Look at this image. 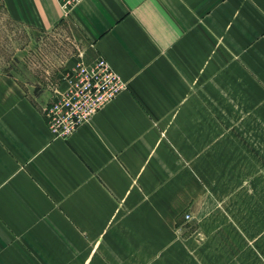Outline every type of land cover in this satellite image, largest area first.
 Here are the masks:
<instances>
[{"label":"crops","instance_id":"obj_1","mask_svg":"<svg viewBox=\"0 0 264 264\" xmlns=\"http://www.w3.org/2000/svg\"><path fill=\"white\" fill-rule=\"evenodd\" d=\"M0 8L36 30L75 25L87 62L104 56L128 83L63 139L43 111L56 94L36 96L35 84L0 72L3 264H21L23 250L53 264V252L83 250L90 235L106 234L103 249L164 244L182 212L201 214L193 171L214 165L215 145L221 165L238 164L243 138L261 152L264 0H82L70 14L58 0H0ZM198 237L199 249L207 238ZM205 259L193 264L224 260Z\"/></svg>","mask_w":264,"mask_h":264},{"label":"rangeland","instance_id":"obj_2","mask_svg":"<svg viewBox=\"0 0 264 264\" xmlns=\"http://www.w3.org/2000/svg\"><path fill=\"white\" fill-rule=\"evenodd\" d=\"M88 52L86 39L75 25L36 30L12 22L0 8V72L5 71L4 77L9 80L35 84L32 92L36 96L43 88H50L57 96L64 74L76 69L80 61L90 63ZM63 84L62 90L66 86ZM54 99L46 102L45 115ZM261 109L264 111V107ZM243 141L249 147L242 146V153L238 154L236 145L234 158L238 164L221 165L218 144L211 154L214 165H199L198 171H193L199 185L197 210L201 209V214L193 213L194 209L182 212L178 222L172 223L165 234L164 244L158 242L147 250L137 251L103 249L107 245L106 234L98 238L90 235L83 250L62 249V258L53 252L51 261L53 264H193V258L223 257L222 264H264V139L259 147L261 152L253 151L252 138ZM198 236L207 238L206 246H198L199 249L195 246L200 241ZM200 247L208 249V253ZM22 253L21 264L39 263L33 251ZM0 264H3L1 260Z\"/></svg>","mask_w":264,"mask_h":264},{"label":"built area","instance_id":"obj_3","mask_svg":"<svg viewBox=\"0 0 264 264\" xmlns=\"http://www.w3.org/2000/svg\"><path fill=\"white\" fill-rule=\"evenodd\" d=\"M82 0H58L63 11L70 14ZM65 88L47 109L49 129L54 138L67 139L79 126L89 122L106 104L127 89V82L104 56L86 63L63 76ZM190 215H188L189 217Z\"/></svg>","mask_w":264,"mask_h":264}]
</instances>
